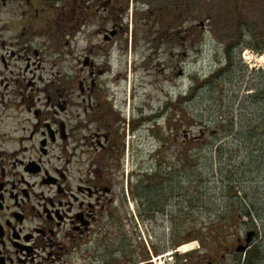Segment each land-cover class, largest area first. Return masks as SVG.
Listing matches in <instances>:
<instances>
[{"label":"rangeland","instance_id":"obj_1","mask_svg":"<svg viewBox=\"0 0 264 264\" xmlns=\"http://www.w3.org/2000/svg\"><path fill=\"white\" fill-rule=\"evenodd\" d=\"M144 1L133 2V8L121 14V29L109 59L102 52L95 55L105 46L99 16L89 13L87 19L93 20L79 28L74 24L71 34L59 31L55 37L73 40L61 46L63 57H51L55 66L47 67L58 73L49 80L63 79L73 85L74 116L81 113L87 94L80 93V85L86 88L93 79L95 89L105 92L106 100L124 119L121 126L114 124L125 142L120 167L108 162L113 165L107 171L108 180L116 182L113 204L105 203L106 209L91 222L81 251L65 257L66 264H198L200 259L199 264H239L244 253H236L235 247L244 244L248 232H254L248 254L258 264L264 245V92L260 94L264 89V0H170L169 9L154 0L150 12ZM3 15L0 12V20ZM111 22L107 20V29ZM86 57L94 62L93 76L84 64ZM226 66L216 82H206L211 73ZM42 76L48 80L50 75ZM15 87L11 83L10 88ZM12 94L18 93L10 92L14 100ZM23 96L27 103L40 105L45 100L43 93L32 102L29 92ZM11 99L4 96L8 102ZM2 107L0 103L2 118L12 116L11 110L1 111ZM137 121L142 127L132 129L129 123ZM94 132L91 126L90 133ZM96 153L89 148L91 159ZM184 155L190 156L196 169L185 163ZM154 170L160 176L173 174L172 182L154 178L144 190V202L136 201L138 181ZM70 172L73 179L79 175V171ZM82 174L87 175L86 164ZM163 199L162 212L144 217L149 203ZM189 202L194 207L188 227L176 217L180 210L187 213ZM171 214L176 222L169 221ZM193 221L197 228L212 224L222 229L220 239L227 251L210 260L207 246L197 240L185 243L192 245L187 252L174 250L172 229L182 228L175 235L181 238L187 227L192 231Z\"/></svg>","mask_w":264,"mask_h":264},{"label":"flooded vegetation","instance_id":"obj_2","mask_svg":"<svg viewBox=\"0 0 264 264\" xmlns=\"http://www.w3.org/2000/svg\"><path fill=\"white\" fill-rule=\"evenodd\" d=\"M133 2L138 3L0 0V12L4 14L0 20V103L1 111L13 113L6 118L0 116V264H66L65 257L81 251L84 237L89 238L91 222L106 209L105 203L113 204L116 182L108 180L107 171L113 167L108 162L120 167L125 142L114 124L121 126L124 119L106 100L105 92L95 89L93 79L88 87L81 84L79 88L82 95L87 93L81 113L88 118L78 112L74 116L73 85L63 79L49 80L58 73L47 65L54 67L51 57H63L61 46L73 41L55 40L59 31L66 34L73 31L74 24L79 28L90 22L93 19H87L89 13L103 22L105 46L95 55L102 52L109 59L113 39L121 29V14L130 11ZM170 2L158 0L167 9ZM153 3L143 2L146 11H153ZM107 20H112L109 29L105 27ZM84 64L93 76V60L86 57ZM42 74H49L48 80ZM11 83L17 86L11 89ZM11 91L18 93L12 94L14 100ZM27 92L30 102L41 93L45 100L40 105L27 103L23 96ZM5 95L10 102L4 100ZM22 112L29 116L20 118ZM91 126L94 133H90ZM90 147L98 152L92 159ZM85 164L86 176L82 174ZM74 170L79 175L73 179L70 171ZM144 193L138 184L133 196L142 203ZM147 261L151 263L152 259ZM239 264L248 263L243 259ZM258 264H264V245L259 249Z\"/></svg>","mask_w":264,"mask_h":264},{"label":"trees","instance_id":"obj_3","mask_svg":"<svg viewBox=\"0 0 264 264\" xmlns=\"http://www.w3.org/2000/svg\"><path fill=\"white\" fill-rule=\"evenodd\" d=\"M229 51H227V53H228ZM229 54V53H228ZM231 63V59H230V55H228V65ZM228 69V66H226V67H223V68H221V69H219L216 73H211L209 76H208V80H206V82L208 83H214V82H216V79H217V77L223 72V71H225V70H227ZM223 76V75H222ZM263 92H264V89L262 90V92L260 93L261 95L263 94ZM261 95H259L258 97H260L261 98ZM254 97H256V95L254 96ZM185 99H187V98H185ZM179 101V103H180V101H181V99H179L178 100ZM178 103V104H179ZM180 105V104H179ZM179 105H178V107H179ZM173 106H174V104H173ZM177 107V108H178ZM263 120L261 121V123L263 124V126H264V116H263V118H262ZM260 120H261V116H260ZM261 123H259V125L261 126ZM139 126V123H138V121L136 122V123H133L132 122V127H138ZM171 132V135H174V133H173V131H172V129L170 130ZM175 133H178V132H175ZM178 158L180 159V160H182V158H181V155L180 154H178ZM184 159H185V163L186 164H189L190 166H194V168L196 169L197 167H196V164L195 165H193V163H195V162H193L192 160H191V158H190V156H188V155H184ZM183 161V160H182ZM185 163H183L185 166H186V164ZM199 173V172H198ZM159 176V179H160V181H162V182H167V181H170V182H172V179H173V174H170V176H169V174L167 173H161V176L160 175H158V172L157 171H155L154 170V173H152V174H145L144 176H143V179H140L139 181H138V184H143V189L146 191L148 188H149V186H150V183L152 184L153 182H151V180H153L154 178H156V177H158ZM201 177V174L199 173V178ZM201 179V178H200ZM181 183V181H179L178 182V184H177V186H179V184ZM232 190H233V192H234V195L236 196V194H235V188L234 187H232L231 188ZM164 201L163 202H159V201H155V202H153V203H149L150 204V206H148L149 208L148 209H146V207H145V209L143 210V213H144V217H146V218H153L154 216V214H157V213H160V212H162L163 211V207H164V202H165V199H163ZM147 202V201H146ZM167 202V201H166ZM146 204H148V203H146ZM153 205V206H152ZM194 207V205L191 203V202H189L188 203V210H187V213L185 212H181V210L180 211H178V216L176 217L177 218V220H179V221H177V222H180L179 224H182V223H184V220L188 223L187 224V226L189 227V221H191V220H189L188 221V218H190L191 217V211H192V208ZM184 208H186V207H184ZM231 212V211H230ZM191 213V214H190ZM189 214H190V216H189ZM142 215V214H141ZM142 217V216H141ZM181 217H183L182 219H181ZM169 221H173V222H176L175 221V216L173 215V214H171V216H170V220ZM194 223H195V221H193V224H191L192 225V231L191 230H189L188 229V227H187V231H185V233L184 232H182L181 233V235H182V237L181 238H175V235H177V233L179 234V232L182 230V228H180L181 226H179V228L180 229H176V226H175V228L174 229H172V233H171V237H172V241H171V247L173 248V249H175L176 247H178V246H180L181 244H184V243H187V242H190V241H192V240H197L199 243H201V245L204 247V246H207V250H206V252H209V253H212V254H209V253H207L206 255H208L209 257H211V259L210 260H213V259H217V257H215V256H217L219 253H221L222 252V254L225 252V251H227L226 250V246L224 245V243L221 241V234H219V230H222V229H220V228H218V227H216L215 225H212V224H208V225H202V226H200L199 228H197L196 226H194ZM177 225V224H176ZM178 227V226H177ZM190 233H192V234H190ZM156 253V252H155ZM249 252H247L246 253V255L248 254ZM251 256H253V255H251V254H248V257L246 258L245 257V260H246V263H248V264H253V263H255L256 261H254L253 259H251ZM240 259H241V257H240ZM239 259V260H240ZM257 260V259H256ZM202 262V259H200L199 260V262L198 263H201Z\"/></svg>","mask_w":264,"mask_h":264},{"label":"water","instance_id":"obj_4","mask_svg":"<svg viewBox=\"0 0 264 264\" xmlns=\"http://www.w3.org/2000/svg\"><path fill=\"white\" fill-rule=\"evenodd\" d=\"M254 234V232H248L247 235H246V238H245V245H239L237 248H236V251H244L248 244L250 243L251 241V237L252 235Z\"/></svg>","mask_w":264,"mask_h":264},{"label":"bare ground","instance_id":"obj_5","mask_svg":"<svg viewBox=\"0 0 264 264\" xmlns=\"http://www.w3.org/2000/svg\"><path fill=\"white\" fill-rule=\"evenodd\" d=\"M264 59V58H263ZM192 249V245H189V244H185V245H182L178 248V251L179 252H187L188 250ZM168 253V252H167ZM167 255V254H166ZM165 255V256H166Z\"/></svg>","mask_w":264,"mask_h":264}]
</instances>
